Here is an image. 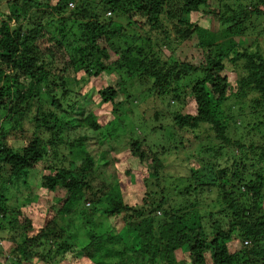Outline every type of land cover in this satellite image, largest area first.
I'll use <instances>...</instances> for the list:
<instances>
[{"label": "trees", "instance_id": "trees-1", "mask_svg": "<svg viewBox=\"0 0 264 264\" xmlns=\"http://www.w3.org/2000/svg\"><path fill=\"white\" fill-rule=\"evenodd\" d=\"M71 1L0 0V117H4L0 121V264H69V254L77 264H264V55L259 50H236L230 42L216 44L214 37L185 22L208 7L210 0H100L94 7L89 0H75L69 15L73 25L67 28L62 15ZM247 1L251 10L216 15L223 36L232 34L241 22L264 21V0ZM89 6L93 8L88 10ZM44 8L51 10L47 23L40 15ZM58 16L61 22L55 26ZM117 18H127L129 27H149L159 34L160 42L149 37L145 45H131L125 40L121 47L116 40L128 33ZM172 23L181 44L197 38L204 51L199 65L162 57L163 46L171 54L175 51L168 25ZM105 45L120 58L111 63ZM232 67L243 72L234 86L225 75ZM113 72L150 85L148 92L159 99L171 97L181 104L190 97L195 104L194 113L177 112L173 126L183 140L180 149L187 148L184 136L191 134L203 160L196 161L199 168L192 165L188 172L174 176L163 158L166 149L160 155L153 153L146 138L134 136L136 125H127L121 117L122 106L133 105L144 92L128 93L123 89L125 81L97 92L103 106H112L116 124L129 129L126 150L147 167L144 184L150 189L141 205L126 204L120 182L109 183L104 176L115 150L103 151L99 160L86 150L90 131L103 130L96 113L100 105L84 115L87 108L70 102L74 84L84 88L93 77ZM188 79L192 83L182 88L181 82ZM121 92L126 97L118 102ZM247 102L249 114L262 121L247 125L238 121L245 115L234 114L233 109ZM240 128L247 130L245 136H239ZM156 129L152 127L153 132ZM106 130L109 139L118 132L109 126ZM18 141L23 146L16 149L13 143ZM48 146L54 166L40 172L51 152ZM61 148L82 151L81 162L69 165L66 157L60 159ZM73 164L79 167L73 169ZM32 176H39L38 185L46 192L65 191L57 214L78 215L76 209L88 201L91 209L88 213L82 208L81 218L101 212L109 219H121L122 228L97 233L88 227V241L81 246L71 228L59 225L55 217H45L37 228L25 212L28 198L16 207L7 206L10 188L18 190L21 183L29 187ZM169 181L178 182L172 191L173 185L166 186ZM46 247L48 256H43L40 249ZM57 256L59 262L54 261Z\"/></svg>", "mask_w": 264, "mask_h": 264}, {"label": "rangeland", "instance_id": "rangeland-1", "mask_svg": "<svg viewBox=\"0 0 264 264\" xmlns=\"http://www.w3.org/2000/svg\"><path fill=\"white\" fill-rule=\"evenodd\" d=\"M40 1L44 2L45 0ZM99 1L100 0H89V3H92V6L94 7L95 4ZM71 3L74 4V7L71 8V6L69 5V8L64 13V16L62 15V17H64V20H66L65 24L67 25V28L73 25V23L69 20V15L71 11L75 9L77 2L74 0L71 1ZM92 6H89L88 10H91L93 8ZM245 8H248V10L252 9L249 5V1L247 0H210V4L208 7L203 8L200 12L190 15L184 20L189 24L197 25L199 28H201L204 32L208 34V37H214L216 44L230 42L235 46L236 50H259L264 55L263 20L257 21L255 18H252L251 22L249 20L246 21L245 24L241 22L237 24L236 29H234V32L232 34H230L229 36H223L224 28L219 22V19L216 17V15L219 16L226 14L230 16L232 13H239ZM3 10L4 7L1 8V11ZM227 10H229V13L226 12ZM49 12H51L49 8H44V10H40V15L45 16V20H43L44 23H47L50 20L48 19ZM32 17L33 15L31 14L30 18ZM62 17L58 16L54 18L55 26L59 25V23L61 22L60 19ZM112 18L116 19L114 13ZM36 19L37 16L35 15L33 22L30 21L31 19H29L27 23H35ZM102 19H104V16ZM119 21L123 22V25L126 27L128 33L127 38H124L122 40H116V43L118 42L117 44H119L121 47H125V40H127L128 43L130 42L131 45H145L147 44V39L149 37H151L153 41L159 40L160 42L161 37L159 36V34L156 32H150L149 27L143 29L135 24H133L132 27H129L128 22L130 21L127 18H117V22ZM168 25L170 27V31H172L170 37L174 41L173 49L175 51H173L174 54H171L169 48L163 46L161 48L162 57L166 59H171L174 62H189L193 65H199L204 60V51L198 47L197 38L195 37L187 41L186 43L181 44V42L176 40V36H174L173 23ZM241 28L244 29L243 32L241 31ZM71 37L72 36H70L68 40L71 41V39H73ZM133 38L134 40L131 41V39ZM105 46L109 48V52L111 55V63L115 62L117 59L120 58V55L116 53L113 47L108 45ZM225 75L228 76L230 85L234 86L236 85V82L239 79L238 77L243 75V72L240 69L236 70L234 69V67H232L228 69V71H226ZM122 81H125L126 85L123 87V89H126L128 93L135 96L138 95L141 91L144 92L143 95L135 97V103L133 105H128L127 103H124L125 105L122 106V108L120 109L122 110V114L124 116H121L122 119L125 120L127 125L135 124L137 126H135L134 128V136L139 137L141 139L146 138L147 142L149 143V146L153 149V153L160 155V153L162 152V148L164 147L166 149V154L163 156V158L165 160V163L167 164V171L171 175L175 176L177 173H179V175L184 172L186 173L188 172L189 167H192V165L196 168H199L200 166L196 163V161H201L203 159L199 155L201 150L199 144L189 133V135H186V133L184 136L186 137L185 141H187L188 143L187 148L184 150L180 149V144L183 140L181 139L180 135L176 132L173 126V122L177 112L194 113L195 104L190 97L185 98V103L181 104L174 101L171 97H169L168 99H159L155 96H152L151 93L148 92L150 85H144L141 83V86L139 85L140 82L137 80L135 82L127 81L125 75H120L116 72H113V74L103 73L101 76H95L84 88L82 84H74L71 87L72 99L70 100V102L72 106H76L81 103L82 109L87 108L84 110V115H88L90 109L96 111L95 109H97V107L100 105V108L98 111H96V113L97 115L101 116V125L103 127V130H101V134L89 130L90 142L86 145V150L96 160H99L103 151H109L111 148L115 150L116 154L114 153V162L110 164L108 168L103 169L104 176L107 178L109 183L118 180L121 185L120 192L123 196L125 203L130 206H135L142 204V200L144 198L145 193L150 189V184L148 186L146 185L147 187L144 184V180L148 177L147 167L141 165L137 160L133 159L130 156L129 152L126 150L127 142L131 136L130 133L127 134V131L129 132V129L122 128L119 124H116L118 119L111 115L112 106H103L100 103V97L97 94V92L101 89L106 88L108 86L115 87L118 83ZM192 81L193 79H188L181 82L182 88L189 87ZM81 88L83 89L82 91ZM125 97L126 95L121 92L118 102L124 101ZM249 108V102H247L244 105L238 104L233 109V112H235L234 114L240 113L245 115L243 118H239L238 121L245 122L246 125L247 123H254L257 121L255 117L249 114ZM155 113H157L158 121L155 120ZM3 118L4 117H0V121ZM260 121H262V119L258 120L257 123H259ZM23 122L28 123V120L27 118H25V116ZM108 126L112 129L117 128L118 130L117 135L112 136L110 139L108 138L110 137V135H108L107 132H110L111 129L110 131L106 130ZM154 126L158 127L155 132L152 131V127ZM160 126L163 128L160 129ZM262 131H264V129H262ZM80 132L82 133V131H77V134ZM246 132L247 130L240 128L239 136H245ZM70 135H72V132H70ZM68 139L69 138H67V140ZM255 140L257 142H260V139L258 137L255 138ZM13 146L17 149L19 147H22L23 143H21V141L14 142ZM177 148L180 150H177ZM47 149L50 150L51 147L48 146ZM59 153L60 159L66 157L67 161L69 162V165L72 164V161L77 160L81 162V159L83 158L82 151L73 150L72 153L68 148H61ZM114 154H111L110 157H113ZM193 154L196 156H194V158H191ZM53 158L54 155L51 151L49 157H47L41 165L42 170L39 171L44 172V170L53 167ZM78 167L79 166L75 164L72 165L73 169ZM37 179L39 180V176L35 178L34 176H32L29 179V187H26L25 185H23V183H21L18 190L13 187L10 188L9 198L11 199L7 204V206L16 207L20 200L23 201V199L28 198L29 203L25 212L30 215L37 228L43 225L45 217H55V220L58 221L59 225H68L71 228V231H73L75 240L77 241L79 246L85 244L88 241V227L94 229L97 233H105L110 231L111 229L122 228L123 221L121 219H109L102 215L101 212H97L92 216L88 215L90 217L87 216L86 218H81L79 216V213L82 208L85 209L88 213L91 209L89 205L90 202L88 201H86L85 204L84 202L81 203L78 209H76L78 215L74 214L62 216L60 214H57L60 210L59 199L65 196V191L59 189L56 193L46 192L39 187ZM177 184V181H169L166 186H168V188H171V186L173 185L171 189L172 191L174 185ZM214 198H216V194L212 195V199ZM105 205H107L106 202ZM0 206H2V204H0ZM86 223L88 226L86 225ZM2 245L7 248L6 243H3ZM233 248L239 249L240 247H238V245H233ZM40 250L42 251L43 256H48L49 250L47 247L41 248ZM177 256L180 259L183 258V254L180 252H178ZM76 260L77 258L73 254L67 255V261L69 262V264H77ZM54 261L59 262V256L55 257ZM84 261L86 262V260ZM39 264L43 263L40 262Z\"/></svg>", "mask_w": 264, "mask_h": 264}, {"label": "built area", "instance_id": "built-area-1", "mask_svg": "<svg viewBox=\"0 0 264 264\" xmlns=\"http://www.w3.org/2000/svg\"><path fill=\"white\" fill-rule=\"evenodd\" d=\"M70 6L73 7V4H70ZM109 15H110V14H109ZM246 244H248V243H246Z\"/></svg>", "mask_w": 264, "mask_h": 264}]
</instances>
